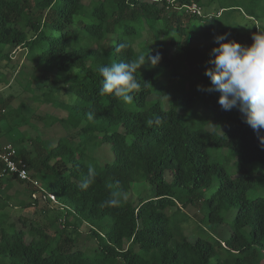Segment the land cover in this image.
I'll return each instance as SVG.
<instances>
[{
    "label": "trees",
    "instance_id": "trees-1",
    "mask_svg": "<svg viewBox=\"0 0 264 264\" xmlns=\"http://www.w3.org/2000/svg\"><path fill=\"white\" fill-rule=\"evenodd\" d=\"M194 2L203 16L184 9ZM213 2L0 0V65L21 49L36 71L54 73L46 84L49 91L34 98L66 111V118L55 122L77 130L80 138L76 143L62 137L50 146L40 137L22 136L18 128L23 118L12 122L24 106L15 112L10 108L14 96L0 93V140L9 139L41 185L38 189L6 177L0 165V264H264V195L248 197L251 190L264 188L258 177L264 174V147L241 114L223 111L218 99L209 102L208 109L224 126L219 135L184 124L179 107H192V92L179 96L178 108L167 110L159 102L133 110L111 94H99L102 77L97 68L137 59L145 47L152 55L160 53L156 67L174 80L184 76L186 65H202L213 47V23L219 20L205 11ZM203 34L211 45L199 49ZM120 42L130 47L116 53ZM2 76L0 83H8L7 75ZM135 76L141 88L130 93L131 103L144 107L153 93L155 70L144 76L137 70ZM89 112L95 119H87ZM3 121H11L10 126L2 128ZM93 149H107L113 161L103 163L107 154L91 155ZM210 149H229L240 156L236 176L212 160ZM89 164L95 177L83 188ZM257 164L263 165L261 170H249ZM215 179L219 185L208 196ZM141 182L151 187L153 197L135 203L130 195ZM14 183L24 187L26 200L9 194ZM114 191L127 193V200L117 208L101 207ZM200 205L207 210V226L222 225L225 215L238 208L229 238L192 233L196 239H190L178 216H188L186 209ZM15 207L41 208L43 215L55 210L59 217L48 225L23 215L14 222ZM171 217L176 221L171 223ZM82 228L97 244L92 252L80 248Z\"/></svg>",
    "mask_w": 264,
    "mask_h": 264
},
{
    "label": "rangeland",
    "instance_id": "rangeland-1",
    "mask_svg": "<svg viewBox=\"0 0 264 264\" xmlns=\"http://www.w3.org/2000/svg\"><path fill=\"white\" fill-rule=\"evenodd\" d=\"M222 8L224 9L221 10ZM205 11L209 15V18L218 15L219 20L213 23V26H216V34L230 33L229 39L235 40L242 45L247 46L251 44L250 38L253 33H257V31L264 32V0H214ZM251 14H253V17L250 16ZM202 36L204 39L200 40L197 47H199V49L210 47L211 43L205 41V34ZM212 44L213 47L218 46L214 44V42ZM213 47L208 48L209 51L206 53L209 54ZM144 50L145 52H150L149 47H145L141 49L140 55ZM175 50L176 48H171L170 54L172 55ZM24 53L25 51L21 49L12 51L10 62H3V64L0 65V77H3L2 75H7L9 80L8 83H0V93L5 96H14L10 108L15 112L20 111L21 106H24L19 113H16V118L13 120L12 124L14 122L17 123L19 119L23 118V120L21 119L22 124L18 128V133L30 138L40 137L50 146L56 145L60 138L66 136L69 138L72 137L76 143H78L80 138L77 135V130L67 129L62 124L55 122V119L66 118L67 112L52 104H41L34 98L35 96H41L43 92L49 91L46 84L49 79L54 77V73H44L40 70L36 71L25 61ZM208 54L207 59L202 65L200 64L197 67L198 69L196 66L190 64L186 65L183 70L184 76L178 80H174L169 76L162 67H152L150 64L142 66L138 69L141 76H144L149 69L155 70V81L152 83L153 93L147 98L146 106L139 107L132 103H126L127 108L140 110L149 108L158 102L166 110L172 107L178 108L176 103L179 102V96L187 92H192L196 95L192 107H179V111L184 117V124L193 129L216 131L217 134L222 135L224 132L222 121L216 120L207 106L209 102L218 99L217 96L219 94H208L197 90V85H202L204 87L210 86L209 79L204 75L206 61L209 59ZM37 84L42 86L41 90L36 88ZM69 101L70 97H66V102ZM11 119L12 118H9V120ZM10 122L3 121L1 127L7 128L10 126ZM8 143L9 139H7V137L0 140L1 145H6ZM97 152L104 156L107 154L105 158L101 160L103 163L113 161V155H108L107 149H93L90 154L95 155ZM209 154L212 160L222 165L229 175L236 176L238 165L241 160L239 155L229 149H210ZM262 167V164L248 166L249 170L252 172L259 171ZM258 177L260 183H263L264 174L261 173ZM218 185L219 181L215 179L214 185L210 189L208 196L217 189ZM9 194L15 198L24 200H26L28 196L24 192V187L18 183H14ZM257 195H264V188L262 186L256 191L251 190L248 197L254 198ZM152 197L153 191L151 187L144 182L135 184L133 193L130 195V199L135 203H137L139 199L146 200ZM40 209L41 208L23 210L19 207H15L12 211V220L18 222V216L23 215L29 219L37 220L41 224L48 225L56 217H59L58 211L52 210L49 214L43 215ZM237 211L238 208L235 207L231 212L227 213L225 215V222L219 226L206 225L203 219L207 216V210L205 207L202 208L201 205L198 208L189 207L185 210V213L189 217L185 214H180L178 219L185 223L186 233L190 235L192 241L196 239L195 236H192V233H196L198 235L197 237L200 235L206 236L208 234L214 238L225 240L231 235L232 222ZM172 212L173 210H169L168 214L171 216ZM170 221L173 223L176 221V218L171 217ZM18 227H21L19 223ZM82 232L80 248L87 252L94 251L97 244L88 236L84 228H82ZM250 232L251 227L246 229L245 234L249 235ZM50 233L53 234V230H50Z\"/></svg>",
    "mask_w": 264,
    "mask_h": 264
},
{
    "label": "clouds",
    "instance_id": "clouds-1",
    "mask_svg": "<svg viewBox=\"0 0 264 264\" xmlns=\"http://www.w3.org/2000/svg\"><path fill=\"white\" fill-rule=\"evenodd\" d=\"M230 33L214 34L213 42L218 45L209 52L204 75L210 86L197 85V90L208 94L218 93V104L223 111L237 110L242 122L247 124L258 136L264 147V32L251 35L252 43L242 45L229 39ZM227 41V42H225ZM130 47L128 42H120L115 52ZM161 61L157 52L152 55L144 52L129 62H115L110 66H99L97 71L102 77L100 95L111 94L125 103L132 102V93L141 88L135 73L146 64L155 67ZM88 120L95 119V114H86ZM95 177L93 165H88V176L82 187L87 188ZM127 193L114 191L101 207L117 208L122 200H127Z\"/></svg>",
    "mask_w": 264,
    "mask_h": 264
},
{
    "label": "built area",
    "instance_id": "built-area-1",
    "mask_svg": "<svg viewBox=\"0 0 264 264\" xmlns=\"http://www.w3.org/2000/svg\"><path fill=\"white\" fill-rule=\"evenodd\" d=\"M175 0H168L173 2ZM186 12L195 16H203L202 9L197 3L184 6ZM0 165H3V174L6 177L15 176L19 181L25 183H32L38 189H41L40 182L33 177V173L29 169L26 161L19 157L18 151L12 144H6L0 146ZM54 199L53 195H50Z\"/></svg>",
    "mask_w": 264,
    "mask_h": 264
},
{
    "label": "bare ground",
    "instance_id": "bare-ground-1",
    "mask_svg": "<svg viewBox=\"0 0 264 264\" xmlns=\"http://www.w3.org/2000/svg\"><path fill=\"white\" fill-rule=\"evenodd\" d=\"M211 16H212V14H211ZM201 17V16H200Z\"/></svg>",
    "mask_w": 264,
    "mask_h": 264
}]
</instances>
